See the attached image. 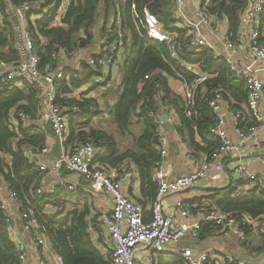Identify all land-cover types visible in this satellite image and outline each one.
Listing matches in <instances>:
<instances>
[{
  "label": "built area",
  "instance_id": "1",
  "mask_svg": "<svg viewBox=\"0 0 264 264\" xmlns=\"http://www.w3.org/2000/svg\"><path fill=\"white\" fill-rule=\"evenodd\" d=\"M171 15L178 27L187 31L188 48L199 52L206 48L225 62L232 80H242L245 83L246 100L242 108H231L224 99L226 94L221 86L209 87L208 76L195 64L181 59L177 53L178 40L176 35L167 33L158 18L149 12L148 6L142 10V15L136 12L134 4L130 9L136 27L146 40L164 44L170 58L179 67L192 75L191 82H184V116L191 119L194 116L196 96L199 94L207 103L212 115L213 125L210 135L219 141V146L205 155L200 163L194 164L190 173L171 177L167 169V153L169 138L161 126L163 122L159 114L148 111L149 118L158 122L156 149L160 156L158 168L153 180L156 184L154 201L144 208L139 202L127 194L128 182L137 174L136 167L126 162L117 167H110L97 160L100 148L93 144H80L66 147L69 138V123L78 112L76 105L61 104L57 97V85L66 75L67 63L81 56L83 50L67 55L61 48H56L51 55L53 64L41 68L39 51L33 40L29 25L32 12L38 11L42 18H54L51 25H60L69 7L70 0H60L47 5L41 0L9 4L8 13L13 19V48L17 60H5L0 57V88L12 92L22 89V86L32 87L37 95L40 108L35 116L28 115L20 105L10 109L8 126L16 134L20 129L30 125L49 126L52 140L59 147L56 157H49L50 146L40 150L25 148L23 155L28 163H33L43 173L36 195H48L56 189L71 192L80 189L76 181H70L62 176L63 172L84 179L88 186L82 187L84 192L92 196L107 194L111 198L108 212L97 215L90 232L94 240L101 244L102 254L109 264H156L160 254H173L181 258L182 264H216L221 259L226 264H234L231 256H218L212 250L193 253L189 247L174 250V246L183 239L199 241L203 226L212 224L217 228L221 239H236L244 244L247 240L246 229L258 230L264 236V222L261 217L252 219L241 214L218 210L211 205L205 209L191 211L186 199L168 201L171 195L199 187L203 183L221 184L223 181L224 163L230 157L239 158L247 149L254 153L264 150L260 135V124L263 121L262 105L264 101V31L262 16L264 0H245L246 6L240 15L239 27L235 35L229 29L226 16L210 13L211 0H171ZM110 20V34L104 35L99 53L78 62L71 71L75 74L81 71L82 64L90 66L99 73L95 76V85L105 81L107 86L120 82V68L128 39L125 38L123 22L119 7L114 10ZM215 38L223 49L220 52L210 40ZM241 49H246L256 63L251 67L243 61L235 60ZM222 53V54H220ZM78 80V76H74ZM84 86L67 95L68 99L79 102ZM23 104V103H22ZM24 105V104H23ZM230 117L233 123L237 142H232L225 130V120ZM247 118V122H246ZM246 122V123H245ZM245 123V129H241ZM251 123L253 125L248 126ZM190 155V153L186 154ZM8 166L11 158L3 155ZM264 166V159L262 160ZM48 177H54L52 183H47ZM254 180L247 165L240 161L233 168L234 188ZM251 183H254L253 181ZM259 187L262 183H256ZM255 185V183H254ZM51 204V202H50ZM49 204V205H50ZM46 205L43 213H52ZM0 206L3 211L4 225L10 240L17 252L19 264H64L61 256L54 252L52 244L38 217L29 208L30 202L21 201L15 191L0 175ZM32 207V206H31ZM23 235L24 238H21ZM238 264H251V261ZM253 264H264L260 258Z\"/></svg>",
  "mask_w": 264,
  "mask_h": 264
},
{
  "label": "trees",
  "instance_id": "2",
  "mask_svg": "<svg viewBox=\"0 0 264 264\" xmlns=\"http://www.w3.org/2000/svg\"><path fill=\"white\" fill-rule=\"evenodd\" d=\"M23 1L38 0H0V57L5 60H17L13 48L14 21L8 13V7L9 4L15 5ZM41 1L47 2V5L60 2V0ZM131 4L135 5L136 12L140 15L143 14V8L148 6L149 12L158 18L163 29L177 36L178 56L199 66L208 76L209 87H223L237 103L245 102L246 90L244 81L232 80L226 63L215 58L211 51L203 48L195 52L188 48L187 31L175 25L176 21L171 15L173 6L171 0H70L63 20L56 26L51 25L55 14L48 19L42 18L38 11L32 12L29 25L39 51L41 68H44L54 63L51 55L57 47L63 49L67 55L90 49V55L95 56L94 46L100 44L104 35L110 34L109 12H114L117 6L119 7L125 38L129 40L120 68V82L107 86L103 81L95 85L93 79L99 73L90 66L82 64L81 71L75 74L67 66L66 75L70 77L68 81L63 80L58 83L57 97L61 104L78 107V112L69 123V138L65 146L73 147L78 143L93 144L96 148H100L97 160L110 167H117L126 162L133 163L140 183L141 198L138 202L147 208L155 199L157 188L153 177L160 162L156 149L158 122L148 117V111L156 114L165 112L170 115V109H176L178 124L175 130L186 140L194 154L200 149V145L194 141L196 135L207 143V148L202 152L205 154L217 148L219 141L209 133L214 122L213 115L199 94L196 96L194 116L191 119L184 116V102L171 90V81L191 82L193 77L170 58L164 44L146 40L141 36L134 22ZM210 5V13L226 16L229 29L235 35L246 1L211 0ZM99 14H103V22L97 26ZM262 25L264 31V13ZM75 75L78 76V80L74 79ZM82 86H87L88 90L80 93L79 102L67 98L69 93L76 92ZM96 90L100 91L94 96ZM107 93L115 95V99L109 101L111 103L108 102V108L119 134L125 135L134 123L140 129L139 134L133 136L131 147L121 149L113 135L91 126L96 116L93 109L102 104L98 103V100L95 101V97H104ZM18 105L28 115L32 117L36 115L40 103L32 87L25 85L22 89H15L10 93L0 88V175H3L21 201L31 203L32 207L29 208L38 217L54 252L62 257L64 264H109L106 256L101 253L97 243H94L90 236L92 195L81 189L85 187L83 184L88 185L84 179L64 171L62 176L69 178L70 181L76 180L80 189L71 192L56 189L48 195H36L44 175L35 164L28 163L23 150L44 148L51 130L49 126L41 128L30 125L20 129L17 134L11 131L8 126V114L11 108ZM231 108H236V105ZM245 123H242L241 129L246 128ZM250 125L253 124L249 123L248 126ZM58 152L59 147H54L50 157H56ZM3 155L10 156V166L6 164ZM215 204L219 210L236 213V217L244 214L252 219L262 218L264 217V186L251 191L246 196L224 197ZM46 205L50 206L52 212L48 215L43 213ZM3 223V211L0 206V264H19L14 244ZM242 228L247 235L248 229L243 226ZM216 231L217 228L212 224L203 226L199 241H204L207 235ZM156 264H182V260L178 256L160 254L157 256Z\"/></svg>",
  "mask_w": 264,
  "mask_h": 264
},
{
  "label": "crops",
  "instance_id": "3",
  "mask_svg": "<svg viewBox=\"0 0 264 264\" xmlns=\"http://www.w3.org/2000/svg\"><path fill=\"white\" fill-rule=\"evenodd\" d=\"M210 38H211L210 40L217 46V49L220 52H223L222 47L216 42L218 40L212 37ZM99 45L100 44H98V46L96 47L94 46L93 48L96 55L99 53ZM89 50L90 49L83 50L80 57H78L77 59H73L70 63H67L70 69L75 67V65L78 62H83L85 61L87 57L93 56V54L90 55L91 52ZM213 56L216 58L215 54ZM235 60L245 62L247 66L251 65V67H256V63L254 59L249 56L246 49H241L240 51H238V53L235 56ZM170 88L171 90H173V93L175 92L176 95H179V98L183 97V93H184L183 82L172 80ZM224 99L230 107L236 105V108L234 109L242 108L245 104V102L237 103L228 93L225 94ZM165 114L167 115V119L163 121L161 128L164 131V133L168 135V138H169L168 153L166 157L167 169H168V172L171 174V177L183 176V175L190 173L194 164L200 163L203 157L207 155L205 153H202L204 152L203 150L207 148V143L201 140L198 135H196L194 137V141L200 145V149L197 150L196 154H194L192 152L193 149L190 148L186 140H184L181 136H179L175 130V126L178 124L177 110L170 109V115H168L165 112H162L159 115L160 117H162V115H165ZM262 114H263V121H262V124H260V135H261V138L264 144V101L262 105ZM224 128L226 130L228 138H230L232 142H237V136L235 135L233 123L230 117H228L225 120ZM49 136L50 137L47 140V144L50 146V150H51V153L49 154V157H50L54 147H58V145L53 142L52 133ZM188 153H190V155H186ZM236 158L237 157H230L224 163V165L226 164V167H224L223 181L221 184H217V185L211 184L210 185L205 182L201 186L196 187L195 189L191 188L181 193L171 195L168 198V201L186 199L187 205L189 206L191 211H195L196 209H199V208L205 209L208 205H211L214 208L219 210V208H217L215 204L217 200L222 199L224 197L227 198V196L230 198L246 196L251 191L256 190L257 188H260L256 184L258 182L260 183V181L262 183V186H264V166L262 164V160L264 159V150L259 153H254L251 149H247L240 156L238 160H236ZM240 161L244 162L247 165L249 169V173L253 175L255 181L251 180L244 185L242 184V186H239L237 187L238 189H236L234 188L235 181L233 182V168L236 166V163ZM227 173L229 174V177L231 178V184H230V187L226 189V186L229 181V177ZM52 179H54V177H48L46 184L48 185L52 183ZM252 181L255 183V185L254 183H251ZM83 185L86 186V184H83ZM127 194L128 196H130L133 200L137 202H138V199L141 198L138 173L134 175L131 182H128ZM90 202H91V207H92V210L90 213V222H91L90 225H92V223L94 222L98 214H100L101 212H108L110 210L111 198L107 194H102V195L92 196ZM263 219L264 217L261 218L260 222H264ZM248 231L249 232L247 233V244H242L238 240L232 239V238L221 239L220 236L217 235V233L212 232L210 233V235H207L206 239L202 242L184 239L180 243L174 246V250H179L180 248L186 246V247H189L193 251V253H199V252H205V251L212 250L218 256H221V255L231 256L235 260L236 258L239 259L242 256L243 259H245V262L246 261L256 262L258 259L264 258V250H263L264 236L260 232L259 233L261 235L258 236L257 235L258 230H255V229L248 228ZM90 236H91L92 241L94 243H97V241L94 240V236L91 234V232H90ZM20 237L24 238L23 235H20ZM96 245L100 249L101 253H103L101 244L97 243ZM164 255H173V254H164ZM216 264H226V263H224L223 260L218 259L216 260Z\"/></svg>",
  "mask_w": 264,
  "mask_h": 264
},
{
  "label": "rangeland",
  "instance_id": "4",
  "mask_svg": "<svg viewBox=\"0 0 264 264\" xmlns=\"http://www.w3.org/2000/svg\"><path fill=\"white\" fill-rule=\"evenodd\" d=\"M113 15H114L113 11H110L109 12V16H108L109 20L107 19L109 25L111 24L110 23V20H111V18H112ZM102 22H103V14H99L98 15V19H97V26L99 24L101 25ZM96 43H97V41H96ZM113 87L115 88V86H113ZM84 89L85 90H88V87L87 86H84ZM99 91L100 90H96L93 93L94 96H96L99 93ZM73 92H75V91H73ZM95 99H96L95 101L98 100V103H102V104H101L100 107H95L93 109L94 112L96 113V116L92 120L91 126L94 129L103 130V131L107 132L108 134L113 135L116 138L115 140L117 141V143L121 147V149H124V148H127V147H131L132 146V141H133V136L138 135L140 129L137 128V125H135V123H134L131 126L130 130H128L125 135H122L121 136L119 134V131L117 130V128H116V126L114 124V121H113L112 117L109 114V108H108V102L109 101L112 102L115 99V95L114 94L107 93L104 97L97 96V97H95ZM111 102H109V103H111ZM257 235L258 236L261 235L259 233V231L257 232ZM246 243H247V240H246ZM241 261L242 262L245 261V259H243L242 256L239 259L236 258V263H241ZM246 263H248V262L246 261ZM253 263H251V264H253Z\"/></svg>",
  "mask_w": 264,
  "mask_h": 264
},
{
  "label": "water",
  "instance_id": "5",
  "mask_svg": "<svg viewBox=\"0 0 264 264\" xmlns=\"http://www.w3.org/2000/svg\"><path fill=\"white\" fill-rule=\"evenodd\" d=\"M165 119H167V115H162L161 117V121L163 122ZM240 158V157H239ZM239 158H236V160H238ZM224 167H226V164L224 165ZM228 177H229V174L227 173ZM230 184H231V178L229 177V181H228V184L226 186V189L230 187ZM196 188V187H195ZM193 188V189H195ZM184 240V239H183Z\"/></svg>",
  "mask_w": 264,
  "mask_h": 264
}]
</instances>
